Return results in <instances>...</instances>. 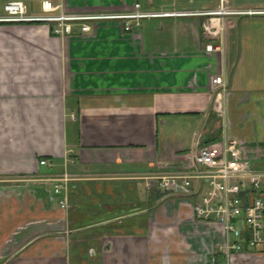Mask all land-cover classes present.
Instances as JSON below:
<instances>
[{
	"label": "crops",
	"instance_id": "0c3cea01",
	"mask_svg": "<svg viewBox=\"0 0 264 264\" xmlns=\"http://www.w3.org/2000/svg\"><path fill=\"white\" fill-rule=\"evenodd\" d=\"M136 1L199 9L185 7L193 0L67 4L120 12ZM205 21L151 17L127 31L124 21L101 20L61 37L41 24L0 21V264H75V232L96 227L98 264H264V253L227 259L219 227L196 219L189 198L131 177L176 170L186 153L225 136L252 162L264 159V16L228 19L219 39ZM219 41L222 50L206 49ZM214 75L229 87L221 113ZM73 172L84 182L70 181L63 207L64 195L42 177ZM82 207L98 215L76 226Z\"/></svg>",
	"mask_w": 264,
	"mask_h": 264
},
{
	"label": "built area",
	"instance_id": "2783aa9c",
	"mask_svg": "<svg viewBox=\"0 0 264 264\" xmlns=\"http://www.w3.org/2000/svg\"><path fill=\"white\" fill-rule=\"evenodd\" d=\"M4 16L0 21L41 24L55 36L88 33L92 23L101 20L124 21V28L133 31L140 21L151 17L201 15L206 16L204 31L210 38H224L228 18L264 13L260 7L230 6L220 0L215 9H144L136 1L129 10L73 11L67 0H3ZM222 42H209L207 50H222ZM215 89V105L221 104L228 85L222 75L211 79ZM40 163L45 164L42 159ZM151 183L162 192H177L192 202L196 219L219 227L224 239L219 244L227 259L236 252L264 253V167L255 165L235 138L225 136L186 153L184 163L174 171L152 175ZM54 181L55 195L63 194L60 205H68V173L46 175ZM149 185V187H150Z\"/></svg>",
	"mask_w": 264,
	"mask_h": 264
},
{
	"label": "rangeland",
	"instance_id": "374dc122",
	"mask_svg": "<svg viewBox=\"0 0 264 264\" xmlns=\"http://www.w3.org/2000/svg\"><path fill=\"white\" fill-rule=\"evenodd\" d=\"M228 1H229L230 6L264 8V0H228ZM217 2H219V3H217ZM216 3L219 6L220 0H193V3H191L185 7L201 9L203 7H208V6L213 5V4L217 5ZM159 7L160 6H157V5L154 6V8H159ZM181 7H184V6H179V5H175V4H170V5L166 6V8H168V9H175V8L179 9ZM248 16H264V14L241 15V18L242 17H248ZM228 19H232V18L229 17ZM255 162H256L255 164L257 166L264 167V159L256 160ZM169 172H171V171H169ZM159 173H163V172L159 171V172H153V173L139 174V175H133L131 177L133 178V180H144L147 188L153 189L151 191L162 193V191H160L156 187H153L152 185H150L151 183L157 182V178L152 177V175H157ZM84 177L85 176L80 172L75 173V174L73 172L72 174H68V179L66 181L68 182V184L71 183L70 181H72V182L76 181V182H79L81 184V182H84L83 181ZM149 185H150V187H149ZM122 189H123L124 193H125L126 189L128 190L127 186H125V185L122 187ZM73 192L74 193H81L82 189L79 192L77 190H75ZM120 193L122 194L121 190H120ZM126 194L128 195L127 191H126ZM78 199H79V201L82 202L83 197L81 196ZM120 202H125V201H119V203ZM97 215L98 214H91L86 207H82V209L75 214V225L78 226V225L89 224L90 222H93L97 218ZM96 228L84 229V230L82 229L79 232L78 231L75 232V235L73 236V241H74L73 247L75 249V255H74L75 264H98L99 263V259H98L99 257L97 255V253H98V249H99V236H100L99 232H101V230L97 231Z\"/></svg>",
	"mask_w": 264,
	"mask_h": 264
},
{
	"label": "bare ground",
	"instance_id": "6f19581e",
	"mask_svg": "<svg viewBox=\"0 0 264 264\" xmlns=\"http://www.w3.org/2000/svg\"><path fill=\"white\" fill-rule=\"evenodd\" d=\"M147 8V7H146ZM99 10V9H98ZM42 164V163H41ZM72 177V176H71ZM218 248H219V246H218Z\"/></svg>",
	"mask_w": 264,
	"mask_h": 264
}]
</instances>
